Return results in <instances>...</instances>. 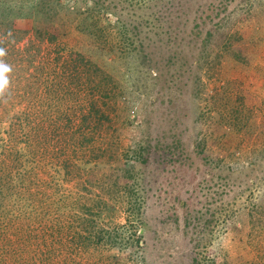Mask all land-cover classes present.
Here are the masks:
<instances>
[{
	"label": "rangeland",
	"instance_id": "374dc122",
	"mask_svg": "<svg viewBox=\"0 0 264 264\" xmlns=\"http://www.w3.org/2000/svg\"><path fill=\"white\" fill-rule=\"evenodd\" d=\"M111 1L119 6L124 17L142 14L129 1ZM216 2L187 0L188 6L183 0L184 8L177 4L178 10L187 12L176 19V32L185 40L173 39L170 44L175 51L187 54V65L179 55L181 58L173 68L178 73L175 77L168 74L173 77L171 81H165V77L156 86L144 72L131 80L127 76L116 77L123 88L135 84L142 91L144 84L148 92L143 96L147 110H134L125 126L112 127L116 145L124 150L151 140L155 148L157 136L172 126L167 123V113L172 111L170 117L178 121L173 130L182 139L189 159L167 161L160 154L151 155L148 165L137 169L134 191L129 194L124 189L128 181H117L114 160L94 169L93 155L80 153L75 161L78 170L68 177L62 164L69 153L61 154L59 141L35 145L32 139V151L36 154L34 158L24 156L19 162V174H11L9 193L2 200L0 264H193L197 255L205 264H212L213 259V264H264V0L228 2L227 13L234 12L232 20L236 22L231 30L243 36L234 46L239 57L226 54L219 65L204 74L202 83L206 87L201 108L205 116L199 121L195 110L200 102L195 98L197 71L192 64L202 39L196 38L195 32L196 25L203 30V37L209 31L215 32L214 23L219 19L212 23L206 16L210 14L209 4ZM33 24L31 18H20L16 26L31 30ZM222 34L217 38L225 36V32ZM74 36L77 37L71 46H80L82 50L87 40L82 34ZM14 42L10 41L6 48ZM39 45L32 33L14 45V54L18 56L16 68L15 58L11 68L17 72L26 68L28 72L13 76L14 85H8L5 91L11 96L0 105V158L8 166L13 164L8 157L13 147L23 150L30 143V138L16 127L21 120L11 125L13 114L24 112L36 124L34 119L41 118L42 107L70 111L72 115L85 105L84 95L74 99L62 97V91L58 96L45 87L32 91V96L25 94L26 85L36 82L32 76L35 66L41 57H46L41 54L28 65ZM212 48L217 51L218 45L214 43ZM120 71L125 68L121 66ZM17 77L24 79H18L21 86L15 89ZM236 110L242 121L239 132L228 125ZM148 113L154 117L150 132L142 124ZM198 136L209 142L210 161L193 152ZM108 159L109 156L105 161ZM91 199L109 206L98 220V227L94 226L96 231L101 229L105 238L94 246L87 245L82 238L85 234L77 225L82 211L78 210V203L94 207ZM132 209L143 215V224L140 225L139 215L131 213ZM96 211L94 207V215ZM137 227L139 233H135ZM131 235L144 239L137 246L129 239Z\"/></svg>",
	"mask_w": 264,
	"mask_h": 264
},
{
	"label": "trees",
	"instance_id": "16d2710c",
	"mask_svg": "<svg viewBox=\"0 0 264 264\" xmlns=\"http://www.w3.org/2000/svg\"><path fill=\"white\" fill-rule=\"evenodd\" d=\"M119 1H129L134 8L141 9L142 14L137 17L131 15H128L130 18L124 17L118 11L119 6L114 5L111 0H35L27 3L24 0H0V48L5 49L6 52V55L0 59L11 66V60L15 58L13 64L16 68L15 61L18 55L14 54V45L31 33L40 45L37 46V53L31 54L33 56L27 61L28 65L31 66L34 61H37L41 54L45 53L46 56L41 57L38 65L35 66L32 76L36 82L33 85H26L28 92L25 91V94L30 93L32 96V91L38 92L45 87L49 91L53 90L58 96L62 91V97L70 96L74 99L75 96L84 95L85 98V105H81L72 115L70 111L42 107L39 114L41 118L34 119L36 124L31 123L24 112L13 114L11 125L15 126L14 123L21 120L16 127L30 138V143L28 142L23 150L13 147L8 155L13 161V164H10L12 166H8L0 158V210L3 208L2 200L9 193L7 190L10 186L11 174L13 172L19 174V162L24 156L34 158L36 154L32 151V139L35 145L37 142L40 145H46L54 139L59 141L61 154L69 153L62 164V169L68 177H72L75 169L78 170L79 166L75 161L80 153L93 155L94 169L106 166L109 160H114L115 169L118 172L117 181L118 179L128 181L124 184V189L129 194L134 191L135 182L133 181L137 179V169L139 166H147L151 155L160 154V157H164L167 161L176 158L182 162L189 159L185 155L182 139L176 130H173L178 121L170 117L172 111L167 113L170 118L167 123L172 126L170 130L163 131L157 136L155 148L152 141L148 140L137 142L134 146L130 145L127 149L121 150L113 140L112 127L117 124L125 126L131 112L146 109L143 96L148 95L144 84L142 91L139 86L136 88L135 84L132 87L123 88L116 77L127 76L131 80L139 72H144L149 75L148 79L156 82L157 86L163 78L166 77L165 81H171L175 77L178 72L173 68L181 56L183 58L180 59L181 62L187 65V54L175 51L174 46L170 44L173 39L177 42L180 39L185 40L184 36L176 32L178 31L176 19L178 16L181 17L182 13L183 15L187 13L186 9L180 11L176 7L180 4L184 8L183 0ZM216 1L209 4L210 14L206 16L212 23L216 18L219 19L214 23L215 32L209 31L203 37V30L199 29V25H196L195 32L196 38L202 39L199 54L192 64L197 71L195 92L198 94L195 98L198 97L200 102L196 103L195 110L196 120L199 121L205 116L201 108V102L204 100L203 88L206 87L202 83L204 74L219 65L226 54H233L238 58L239 54L234 46L243 39L239 31L231 30L236 22L233 23L234 12L227 13V4L230 0ZM258 1L262 2V0H255V2ZM247 2L251 0H242L243 4ZM185 3L188 5L187 0ZM20 18L33 20L31 30L16 26ZM222 31L225 32V36L221 39L218 37L220 39L218 42L217 36H222ZM78 34H82L87 40V43L82 44V50L79 49L80 46H71L72 41L77 37L74 35ZM12 40L15 41L14 45L6 48ZM214 43L218 45L217 51L213 48L210 50ZM214 51L216 54L212 62L211 57ZM17 54L23 53L17 52ZM20 65L17 66L20 67ZM121 66L125 68V71H120ZM144 68L146 69L143 70ZM11 69V72L7 74L9 85H14L12 84L13 76L20 72H28L26 68L18 70L19 73L14 67ZM164 69H167V73H164ZM168 74L173 77L171 78ZM52 76L55 79L50 81L49 78ZM18 79L24 78L17 77L15 89L21 86ZM8 92L0 97V105L3 99L11 96ZM234 113L228 125L234 132H239V125L242 122L241 114L238 110ZM23 114L25 118H22ZM153 118L152 114L148 113L142 120V124L148 128L149 132L153 126ZM122 119L124 122H121ZM25 121L26 124H24ZM38 135H41L43 139L41 140ZM208 144L206 137L198 136L194 142L193 152L197 157L210 161L211 155L207 152ZM108 156L109 159L105 161ZM91 200L97 208L96 215H94V207H88L87 203L84 205L78 203V210L82 211L77 225L85 234L82 238L87 241V245L89 243L88 246H94V243L100 245L105 238L101 229L98 228L96 231L94 226L98 227V220L109 209L108 203ZM134 210L132 209L131 213L139 215L140 225L143 224V215L135 214ZM136 229L135 233H139L140 229L138 230V227ZM129 239L139 246L144 238L141 235L137 238L131 235ZM114 245L117 244L114 243ZM215 262L216 260L213 259L212 264ZM193 264H205V260L197 255L193 259Z\"/></svg>",
	"mask_w": 264,
	"mask_h": 264
},
{
	"label": "clouds",
	"instance_id": "9594fccd",
	"mask_svg": "<svg viewBox=\"0 0 264 264\" xmlns=\"http://www.w3.org/2000/svg\"><path fill=\"white\" fill-rule=\"evenodd\" d=\"M6 55L5 49L0 48V58ZM11 66L0 59V97L5 95V91L9 85L8 73L11 72Z\"/></svg>",
	"mask_w": 264,
	"mask_h": 264
}]
</instances>
